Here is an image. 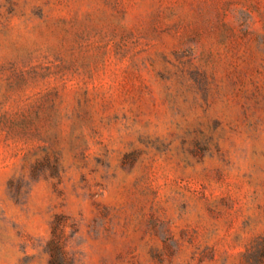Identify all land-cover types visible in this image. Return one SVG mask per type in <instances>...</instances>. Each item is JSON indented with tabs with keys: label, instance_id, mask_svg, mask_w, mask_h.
I'll return each instance as SVG.
<instances>
[{
	"label": "rangeland",
	"instance_id": "374dc122",
	"mask_svg": "<svg viewBox=\"0 0 264 264\" xmlns=\"http://www.w3.org/2000/svg\"><path fill=\"white\" fill-rule=\"evenodd\" d=\"M264 264V0H0V264Z\"/></svg>",
	"mask_w": 264,
	"mask_h": 264
},
{
	"label": "trees",
	"instance_id": "16d2710c",
	"mask_svg": "<svg viewBox=\"0 0 264 264\" xmlns=\"http://www.w3.org/2000/svg\"><path fill=\"white\" fill-rule=\"evenodd\" d=\"M60 239L53 233V237L49 240V264H69V253Z\"/></svg>",
	"mask_w": 264,
	"mask_h": 264
}]
</instances>
